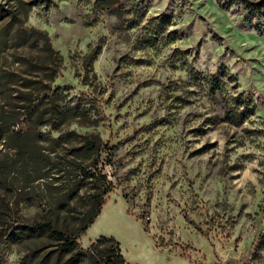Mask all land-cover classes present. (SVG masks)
<instances>
[{"label":"rangeland","instance_id":"1","mask_svg":"<svg viewBox=\"0 0 264 264\" xmlns=\"http://www.w3.org/2000/svg\"><path fill=\"white\" fill-rule=\"evenodd\" d=\"M82 169L113 186L83 249L264 264V0H0V264H76L23 231Z\"/></svg>","mask_w":264,"mask_h":264},{"label":"trees","instance_id":"2","mask_svg":"<svg viewBox=\"0 0 264 264\" xmlns=\"http://www.w3.org/2000/svg\"><path fill=\"white\" fill-rule=\"evenodd\" d=\"M97 1L102 5L106 3L115 5L119 2V0ZM94 53L95 55L100 53V46ZM197 74L194 70L191 71L192 77H196ZM214 79L216 80V78ZM214 88H220V81H215ZM250 105L245 102L240 115L246 116L247 112L252 113L253 109H249ZM70 113H74V111L68 108L61 111L58 109L49 119L48 123L52 124L53 130L60 133L58 138H53V141L64 142L71 140L72 137L83 138L79 150L86 152L97 150L99 153V148H91V140L88 135H78L75 131L62 129L66 122L64 119L66 116H71ZM228 117H231L229 113ZM94 138L99 140L100 136L95 135ZM79 172L81 175L75 177L74 183L68 191L62 193L63 188H60L59 196L49 197L46 206H43L41 198L40 205L37 206L38 212L29 219L24 228V239L31 241L45 237L57 241V244L47 243L40 249L39 252L46 257L61 254L67 250L72 252V259L76 264H130L122 252L120 243L114 238L100 237L88 249H83L78 243L80 235L88 230L102 212L106 196L113 190L106 175H101V178L105 180V185L102 187L97 178L98 175L96 176L94 172L85 169ZM30 202L35 204L36 201L30 200Z\"/></svg>","mask_w":264,"mask_h":264}]
</instances>
